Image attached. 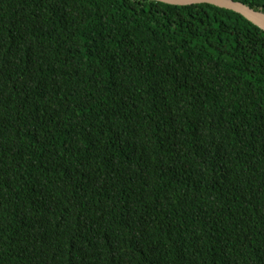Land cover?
<instances>
[{"label": "trees", "instance_id": "obj_1", "mask_svg": "<svg viewBox=\"0 0 264 264\" xmlns=\"http://www.w3.org/2000/svg\"><path fill=\"white\" fill-rule=\"evenodd\" d=\"M0 264H264V31L0 0Z\"/></svg>", "mask_w": 264, "mask_h": 264}, {"label": "water", "instance_id": "obj_2", "mask_svg": "<svg viewBox=\"0 0 264 264\" xmlns=\"http://www.w3.org/2000/svg\"><path fill=\"white\" fill-rule=\"evenodd\" d=\"M171 5H189L197 3H209L222 7L225 9L233 10L247 20L258 26L264 31V12L261 10H255L243 2L237 0H154Z\"/></svg>", "mask_w": 264, "mask_h": 264}]
</instances>
